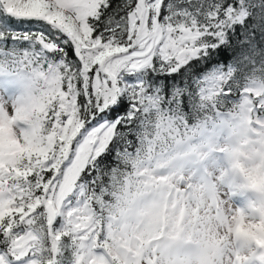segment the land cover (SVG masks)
<instances>
[{"label":"snow or ice","instance_id":"6c2138e0","mask_svg":"<svg viewBox=\"0 0 264 264\" xmlns=\"http://www.w3.org/2000/svg\"><path fill=\"white\" fill-rule=\"evenodd\" d=\"M0 264H264V0H0Z\"/></svg>","mask_w":264,"mask_h":264}]
</instances>
